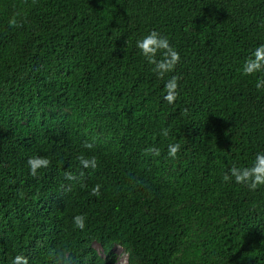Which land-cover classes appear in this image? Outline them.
<instances>
[{
	"label": "trees",
	"instance_id": "16d2710c",
	"mask_svg": "<svg viewBox=\"0 0 264 264\" xmlns=\"http://www.w3.org/2000/svg\"><path fill=\"white\" fill-rule=\"evenodd\" d=\"M153 30L180 54L163 79ZM262 44L264 0H0V264H264V186L223 182L264 152V72H242Z\"/></svg>",
	"mask_w": 264,
	"mask_h": 264
},
{
	"label": "clouds",
	"instance_id": "9594fccd",
	"mask_svg": "<svg viewBox=\"0 0 264 264\" xmlns=\"http://www.w3.org/2000/svg\"><path fill=\"white\" fill-rule=\"evenodd\" d=\"M10 27H17L15 17L9 21ZM136 47L141 55L146 59L147 63L153 65V71L158 78L163 79L167 74L172 73L176 66L180 63L179 52L170 44L169 39L163 36L158 31H151L140 40L136 42ZM159 57V58H158ZM243 75L252 76L256 73L264 72V44L258 46L251 56L244 62ZM181 77L178 75L171 76L164 85V100L168 104H173L179 96V81ZM256 88H264V78L257 80ZM187 110H185L186 112ZM162 135L167 136L168 130L162 131ZM84 147L92 148L91 144H85ZM181 145L179 143L170 144L168 146V156L171 159H176L180 151ZM145 152L150 155L160 156V150L155 147L145 149ZM80 164L84 168H95L97 162L95 158H87L83 154L78 157ZM50 164L47 157L32 156L28 160V165L32 176L37 175L38 169L46 168ZM82 175V174H81ZM236 184L246 186L249 190L255 191L259 187L264 186V152L257 153L251 166L237 167L233 165L223 175V182L229 183L233 180ZM66 179L69 181H76L78 177L69 173L66 174ZM101 185L96 184L92 188V195L99 196L101 193ZM68 190H71L70 188ZM84 215H76L73 218V223L76 228L83 230L85 228ZM12 264H28V260L23 255L14 257ZM57 264H63L58 258Z\"/></svg>",
	"mask_w": 264,
	"mask_h": 264
},
{
	"label": "rangeland",
	"instance_id": "374dc122",
	"mask_svg": "<svg viewBox=\"0 0 264 264\" xmlns=\"http://www.w3.org/2000/svg\"><path fill=\"white\" fill-rule=\"evenodd\" d=\"M93 246L98 251V253L102 255L99 247L96 244H94ZM112 253L114 258L113 264H125V253L119 246H114L112 249Z\"/></svg>",
	"mask_w": 264,
	"mask_h": 264
}]
</instances>
